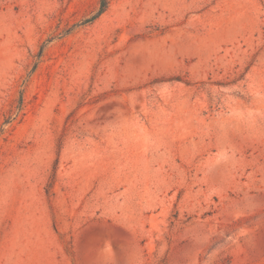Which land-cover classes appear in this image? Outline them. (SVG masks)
<instances>
[{
    "label": "rangeland",
    "instance_id": "374dc122",
    "mask_svg": "<svg viewBox=\"0 0 264 264\" xmlns=\"http://www.w3.org/2000/svg\"><path fill=\"white\" fill-rule=\"evenodd\" d=\"M0 0V264H264V0Z\"/></svg>",
    "mask_w": 264,
    "mask_h": 264
},
{
    "label": "trees",
    "instance_id": "16d2710c",
    "mask_svg": "<svg viewBox=\"0 0 264 264\" xmlns=\"http://www.w3.org/2000/svg\"><path fill=\"white\" fill-rule=\"evenodd\" d=\"M107 4H108V1L107 0H100L99 8H98L96 14H94L90 18L84 20L82 22V24L90 23V22L96 20L106 10Z\"/></svg>",
    "mask_w": 264,
    "mask_h": 264
}]
</instances>
